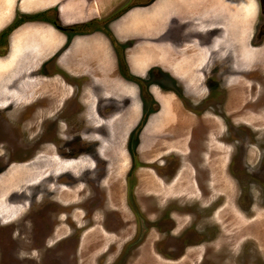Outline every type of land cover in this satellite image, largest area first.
<instances>
[{
    "label": "rangeland",
    "instance_id": "1",
    "mask_svg": "<svg viewBox=\"0 0 264 264\" xmlns=\"http://www.w3.org/2000/svg\"><path fill=\"white\" fill-rule=\"evenodd\" d=\"M11 1L13 4L18 2ZM243 5L239 8L235 0L209 2V7L223 19L220 24L216 17H209V27L213 21H217L223 31L220 37L213 40L217 43L215 46L210 43L209 61L205 66H209V109L204 105L207 97L204 86L185 87L182 79L174 77L173 73H168L169 80L154 71L148 76L155 84L147 88L149 100L145 99L146 92L141 89L138 94L136 87L131 89L119 85L106 90L107 94H113L116 110L104 121L90 99L91 96H99L103 87L98 86L99 83L89 86L88 76L67 77L55 64L50 65L57 55L53 56L54 60L49 59L44 63L50 69L47 73H36L29 68L20 71L18 62L12 64L10 67L13 69L5 71L7 73L0 71V81L8 85L5 88L0 82L1 106H5L9 99L16 105L22 104L33 95L35 86L47 87L45 83L51 82V79L26 77L49 74L55 80H60L51 84L45 99L49 107L53 106L52 113L48 110L51 114L48 119L42 122L25 121L27 114L20 110L15 115L5 117L12 129L16 130L15 134L22 130L18 134L20 138L25 135L23 138L28 144L31 145L36 139L50 142L36 158V154L28 156L29 153H23L19 155L21 159L10 162L0 170V264H78L77 261L81 264H264V210L258 211L255 199L252 207L256 217L250 221L244 218L235 204L241 197L234 191L225 171L231 151H247L248 159L253 163L259 158L256 149L264 148V19L261 16L256 18L255 0H245ZM228 8L230 11H227ZM6 10L9 12L10 8ZM16 12L13 17L9 13L11 22L8 27L13 22L15 24L19 16L36 14ZM40 17L36 21H41ZM23 25L9 34L6 46L3 38L0 62L12 59L15 48H11V39L15 43L13 37L20 36ZM22 49L17 51L16 56L22 52V60L29 59L26 56L28 50ZM35 49L29 51L34 53ZM42 58L39 56L34 60L40 61ZM199 75L203 77V74ZM62 77H66L64 79L69 83H64ZM204 79L201 85L207 80L206 77ZM9 81L16 83L9 84ZM137 82L142 86V82ZM176 91L177 94H174ZM71 92L74 94L69 97ZM166 92H171L176 100V114L172 119L168 114L174 109L166 99ZM221 94L225 100L220 99ZM138 95L144 102H139ZM123 97L129 101L123 100ZM85 101L88 105L84 104ZM124 101L127 103L123 106ZM100 102L105 103L106 99L100 97ZM83 106L90 109L84 118L77 115L78 109ZM205 108L199 115L198 112ZM222 108L226 114L224 125L212 115L217 113L222 116V113H218ZM145 109L149 111L148 114H145ZM206 111H209V115L204 114ZM32 123L35 125L30 127ZM40 123L45 129L44 133L37 132V137H33L35 129L41 128ZM132 125H135L134 128L137 126L139 132L133 133V143L128 145L125 152L128 129ZM211 135L216 137V142ZM170 137L175 138L167 140ZM249 140L256 144L247 148L241 146ZM187 141V148H200L206 152L203 166H215L213 169L222 181L220 191L224 192V196L222 206L209 219V238L206 230L195 235V238H184L183 243H187L185 250L173 256L168 248L155 246L157 236L153 229L143 242V228L139 220L142 211L151 213L154 204L161 205L165 201L174 203V206H184L185 209L207 203L201 198L199 188L193 186L191 178L185 181L192 173L191 169H187L189 166L176 178L167 180L162 175L174 168L179 155L182 158L180 152L188 150L185 146ZM168 150L179 153L170 167L171 153ZM98 151L102 154L99 155ZM82 154L87 155L88 159ZM215 155L218 157L214 158ZM102 156L109 160L111 167ZM147 157L151 159L146 166L149 169L141 162ZM157 157L159 164L163 161L165 164L157 165V161L154 162ZM191 159L198 165L195 154ZM153 169L164 182H170L161 184L151 178ZM245 169L239 164L235 169L239 173V181L255 183L254 176L246 172L250 170ZM95 170H100L99 174L94 175L97 173ZM103 172L104 181H100ZM181 181L183 184L189 182L190 186L179 190ZM255 181L257 184L250 187L251 195L259 187V179ZM104 184L108 190V205ZM261 184L264 186L263 182ZM180 192L187 193V197L178 199ZM26 214L29 215L25 217ZM177 225V228L181 227V232L190 228L185 216L177 218Z\"/></svg>",
    "mask_w": 264,
    "mask_h": 264
},
{
    "label": "crops",
    "instance_id": "2",
    "mask_svg": "<svg viewBox=\"0 0 264 264\" xmlns=\"http://www.w3.org/2000/svg\"><path fill=\"white\" fill-rule=\"evenodd\" d=\"M213 1L18 0L17 4H13L11 0H0V30L11 22L9 13L13 17L16 11L21 14L55 12L58 21L68 26L91 20H105L121 9L119 15L109 20L105 28L116 45L102 28L74 36L66 47L67 36L53 25L30 21L22 24L19 37L14 35L15 43L11 39V48L18 46L28 50L26 56L29 59L22 60V52L15 58L19 65L31 68L49 59L54 60L53 56L57 55V59L50 65L55 64L58 70L72 79L88 76L91 83H99L97 85L103 87L101 94L106 96L105 99H111L113 95L105 91L119 85L131 89L136 87L138 93V86L125 78V73L145 79L155 69L173 73L174 77L182 79L185 87L199 88L204 82L199 74L206 72L209 55V40L204 36L208 35L209 28L223 32L222 28L217 29L223 21L222 17L209 7V2ZM7 7L10 8L9 12ZM227 11H230L229 8ZM211 16L221 23L213 21V25L209 27ZM34 48L35 52L31 53L29 50ZM37 52L43 55L40 61L30 58ZM47 70H50L48 65ZM50 78L52 84L60 81ZM64 78L62 80L66 81ZM166 93V99L174 109L169 114L166 113L172 119L176 114V100L171 92ZM180 139L183 141V137Z\"/></svg>",
    "mask_w": 264,
    "mask_h": 264
},
{
    "label": "flooded vegetation",
    "instance_id": "3",
    "mask_svg": "<svg viewBox=\"0 0 264 264\" xmlns=\"http://www.w3.org/2000/svg\"><path fill=\"white\" fill-rule=\"evenodd\" d=\"M243 2H245V0H237V4H238L239 8L242 6L244 7ZM251 2H252V0H251ZM255 4H256V11H257L256 18L258 19V17L261 16L264 19V0H255ZM251 6H253V5L251 4ZM120 10L116 11V13H114V14H111L109 16V18L107 17L105 20H91V21H88L85 23H78V24H73V25H68V26H64L58 21L57 14L55 12H52V13L49 11L43 12V13H45V16H41L40 19H41V22L50 23L51 25H53L55 27V29L59 30L60 32H62L63 34H65L67 36V42L65 43V46L68 45L70 40L78 34L89 33V32H93L97 29H102V28L106 31V34L109 36L112 43L116 45L115 40L112 38L109 31H107L105 28H106L109 20L111 21V19L113 20L119 15V13L121 12ZM3 17L1 19H3ZM20 17L21 16H19V18ZM37 19H38V17L36 19L30 20V21H36ZM15 20L17 21L18 19H15ZM30 21H24V22H30ZM13 24H14V22L9 26L10 29L6 34L2 35V32L5 31L6 29H8V26H6V28H4V30L0 33V45L2 44L3 38H4V43H5L6 40H8L9 34L14 29H16L18 26L22 25L23 22L19 23V25H17V26H13ZM219 28H221V27L217 26V29H219ZM211 29L212 28H209L208 35L204 36V37L209 40V45H210V43H212V45L215 46V44H217V43L213 42V40L216 39L217 37H220L222 35V33L220 31H212ZM258 31L261 34V30L258 29ZM209 35H210V39H209ZM257 43L260 44L261 42H259V40H258ZM6 45H7V42H6L5 46ZM19 49L20 48H18V47H16L14 49L15 50V52L13 53L14 55H12V57H11L12 59L9 62H7V61H1L0 62V71L5 72V71H9V70L13 69L10 66L12 65V63L17 62L15 56H16V53ZM0 54H1V52H0ZM61 54H62V52H61ZM61 54L59 53V56ZM39 56H43V55L40 53H37L32 59L38 58ZM10 62H11V64H8ZM45 62L46 61L42 62L38 66H34V67L29 68V69L34 70L36 73H42V71L47 73L48 72L47 64H44ZM21 67H18L19 68L18 70L27 71L26 67H23V66H21ZM154 71L159 73L160 75H164L167 79L170 80V76H168V73L163 72L161 70H157V69L151 71L150 73H153ZM5 73H7V72H5ZM205 73L208 75H206ZM205 73H202L203 74L202 79H204L205 77L207 78V80L205 82L206 84L204 83V85H203L204 88H206L205 93L207 94L206 100L204 99L205 100L204 105L207 106L209 104V99H208L209 98V83H208L209 66L206 67ZM204 74L206 76H204ZM124 76L128 80L134 82L136 85L138 83L137 81H139V83L142 82V86L137 85L138 86L137 87L138 93H140V90L142 89L144 92H146L145 99L147 98L149 100L148 94H147V88L152 86V85H155V84H152V81H150L148 79V77L145 79H140L137 77H133V76L129 75L128 73H125ZM24 77H26V76H24ZM26 78H29V79H37V78L51 79L49 74H47L46 76L40 75V74L39 75L35 74L33 76L26 77ZM174 81H175V79H174ZM0 82L2 85H4L5 88H7L8 85L3 84L5 81H0ZM63 82L69 83L68 81H63ZM175 82H177V81H175ZM8 83L12 84V83H16V82L9 81ZM38 84H41V83H38ZM51 84H52L51 82H47V83H45V85H47V87L35 86L34 90H33V95L31 97H29L28 99H26L22 104L16 105L14 102H11V99H9L7 101V103L5 104V106L0 105V170H3L4 169L3 167H7V165L10 164V162L15 161V160L17 161V159H21V157L19 156L20 154L22 155L23 153H29L28 156L36 154V156H35V158H36L37 156L42 154L44 152L43 150L47 148V145H49L48 142H50V141L47 140V142H45L42 139L41 140L40 139L39 140L38 139L33 140L31 142L32 143L31 145L28 144L27 141L25 140V138H23V137H25V135H22V138H20V136L18 134L19 132L22 133V130L19 129L18 130L19 132L15 134L16 130L12 129L11 124L8 122V120L5 117H10V115H12V114L15 115V112L20 110V111H23L24 113L27 114L25 121H30V122L40 121V122H42L45 119H48L49 116L51 115V114H49L48 110H50V112H51L53 109V106H50L51 107L50 108L49 105H47L45 103V99H46V96H48V94H49ZM88 85L94 86V84L91 82H88ZM143 86H145V87H143ZM177 86H178V84H177ZM141 87H143V88H141ZM38 88H41V89H38ZM173 93L177 94V91H176V93L175 92H173ZM73 94L74 93L71 92V93H69L68 96L71 97V95H73ZM1 95H3V94H1ZM100 97L106 98L105 95L100 94L99 96H97V95L91 96L90 99L92 98V100L94 101L95 111L97 110L96 111L97 114L104 121H107L108 118L112 114H114V112L116 110V107L114 105V99L115 98H114V96H111V99H106L105 103H101ZM138 97H139V95H138ZM219 97H221L220 99L225 100L223 94H221ZM177 98H179V97H177ZM204 98H205V96H204ZM122 99L125 101H129L126 97L122 98ZM141 101L144 102V99L139 98L140 103H141ZM86 103L88 105V102L85 101L84 104L86 105ZM126 103L127 102L123 103V106L126 105ZM191 103L194 104V102H191ZM202 103H204V102H202ZM146 104H147V101H146ZM181 104L184 106L183 99H181ZM196 104H198V103H196ZM204 105H202V106H204ZM72 106H74V105H72ZM88 107L89 106H87V107L83 106V107H81V109H78L79 111L77 112V115H80V116L82 115L81 117L84 118V115H86L87 111L90 110ZM207 108L209 109V106H207ZM13 109H15V110L13 111ZM226 109H227V113H228L229 110H228L227 106H226ZM204 110H206V108L203 110H200L198 112V114L201 115ZM214 111L216 112L217 110L214 109ZM148 112L149 111H147L145 109V114H148ZM218 113H222V116H221V114H217V113H213L212 115H214L217 119L221 120L222 124L224 125L225 124L224 121L226 119V114L224 113L223 108ZM204 114L209 115V111H206ZM145 118H146V116H145ZM57 119H59V117ZM144 121H145V119H144ZM137 122H139V119L137 120ZM214 122H216V121H214ZM40 124H41V128L35 129V132L32 134L33 137L34 136L37 137L36 136L37 132H40V133L43 132L44 133L45 129L42 128V123H40ZM33 125H35V123L30 124V127H32ZM38 126H40V125H38ZM134 126L135 125H132L131 129H128L129 135L127 136L126 144L124 147L125 152H127L128 145L131 146V144L133 143L132 142L133 133L135 131H138V129H137L138 123H137L136 128H134ZM104 129H106V128H104ZM86 130L82 129V131H86ZM217 130L218 129H216L215 133L217 132ZM211 131L214 134V128H212ZM223 132H224V130L221 133H223ZM211 136H212L213 140L215 141L216 137L213 135H211ZM173 138H175V137H170L167 140L173 139ZM218 138L219 137L217 136V139ZM188 140H190V138ZM252 142L255 143L253 140H252ZM253 143H250V140H249L247 143H245L244 145L242 144L241 146H245L247 148L248 146H253L252 145ZM136 144H137V142H136ZM185 146H186V148L189 147L188 141L186 142ZM187 149H188L187 151L185 150L187 152V156H186L188 158L187 161L185 160L186 159L185 151L180 152V153H182L181 154L182 158L179 155L178 160L175 161V157L179 153L177 154V152L168 150V153H171V154H169L171 160H170V163L168 165L170 167L173 164V162L175 161V166L171 171H168V172L166 171L167 173L164 172V173H162V175L167 177V180H169L171 178H176L177 175H179L186 168V166H189V168L187 167V169H191L192 173H191V175H189L188 177L185 178V181H187L191 178V180L193 182V186L195 188H199L200 193H201L200 194L201 198L207 200V203L203 204L201 206L197 205L196 207L185 209L184 206H181V205L174 206L173 205L174 203H169V202L165 201L161 205L154 204L155 208L153 209V211H151V213L142 211V215H141V218L139 220L141 227L143 228V242L147 238L149 232L153 229L156 233V236H157L155 246L168 248L170 250V255H173V256H177V254L180 255L185 250V245L187 243H183L184 238H195V235L197 236L198 233H201V231H204V230H206V235L209 238V219L213 218L215 216V212L217 211V209L220 206H222V200H223L222 197L224 196V192L220 191L222 188V186H221L222 181L218 179L219 174L217 172H215L213 169V167H215V166H210L211 168L210 167L204 168V166H203V162L205 159L206 152L200 148L199 149L187 148ZM147 150L148 149H146L145 151H147ZM256 150H257L256 153H257V155H259V158H258V160H255L253 163L251 161H249V159H248L249 156H248L247 151H245V150H237V152L231 151L230 154L228 155V159H227L228 162L225 166V171L227 172V176L229 177V179L232 182V186H233L234 191H237L239 197H241L239 199L238 203H235V204H237L236 206H237L238 210L244 214L243 217L247 218L249 221L252 218L256 217L255 214L253 215V213H254L253 209L254 208L252 207L255 199L257 201L258 211L264 210V186H262V184H261V182H263V184H264V166L261 167V164L264 161V148H259V149L257 148ZM54 152H56V151L54 150ZM235 153H237V154H235ZM17 154H18V156H17ZM101 154H102V152H99V155H101ZM194 154H195L196 158L198 159V165H195L191 161L192 160L191 158H193ZM82 155L87 157V159H88L87 155H84V154H82ZM216 156L217 155H215L214 158L218 157V156L217 157ZM102 157L107 162L108 167H111L112 165L109 162V160L105 156H102ZM158 159H159V157L155 158V160H154V162L157 161L156 162L157 165L165 164L164 161L161 162V164H159ZM141 162L143 164H145V167H146L151 162V159L149 157H147L144 159V161H141ZM238 164L240 165V167H242V165L244 167H246L245 170H248V169L250 170V171H246V172L250 173L249 175L254 176L253 179H254L255 183H253L251 181H247L246 182L247 185H246V183L239 181V178H238L239 173H237V171L235 170L236 168H238ZM146 168L149 169V167H146ZM95 171H97V173H95L94 175L99 174V172H100V170H95ZM153 174H155V175H153ZM153 174H151V178L153 177L154 180L159 181V183L161 182V184H167L170 182V181L164 182L163 179L157 175L155 169H153ZM216 174H217V177L215 178ZM104 175L105 174L103 172V174L101 175L100 181L102 180V177ZM154 176H156V178ZM255 179H257V180L259 179V185H258L259 187H256L255 193H253V195H251L250 191H252L251 190L252 188H250V187L257 184ZM102 181H104V179ZM98 183H99V181H98ZM188 186H190L189 182H185L183 184V182L181 181V182H179L178 188H179V190H181L180 188H184V187H188ZM244 186L247 189H245ZM103 188L105 190V194L107 192L106 201H107V205H108V198H107L108 190L105 189L106 188L105 184L103 185ZM253 191H254V189H253ZM177 196H178V199L183 200L187 197V193H181L180 192ZM256 196H258V198ZM103 197H104V193H103ZM171 201L173 202L174 200H171ZM242 203H243V205H242ZM125 208L128 211L126 203H125ZM112 209H114V208H112ZM116 209L119 210V208H116ZM28 215L29 214H26L25 217ZM181 216H185L188 219V225L190 226V228L192 227L193 230L189 228V230L185 229V230H183V232H181L180 231L181 227L177 228V226H178L177 225V218L181 219ZM131 218L134 219L132 212H131ZM92 221L93 220H91V222ZM261 230H262V227H261ZM68 233H69V235H71V232H68ZM252 236L256 237L257 235H252ZM160 241H161V243H160ZM208 243H209V241H208ZM77 263L81 264V262H79V261H77Z\"/></svg>",
    "mask_w": 264,
    "mask_h": 264
},
{
    "label": "trees",
    "instance_id": "4",
    "mask_svg": "<svg viewBox=\"0 0 264 264\" xmlns=\"http://www.w3.org/2000/svg\"><path fill=\"white\" fill-rule=\"evenodd\" d=\"M45 16V13H37V14H34V15H23L21 16L20 18L18 17L17 21H15V24H13V26H17L19 25V23L21 22H24V21H30V20H33V19H36L38 16ZM10 27H8V29H6L5 31L2 32V35L3 34H6L8 31H9Z\"/></svg>",
    "mask_w": 264,
    "mask_h": 264
},
{
    "label": "bare ground",
    "instance_id": "5",
    "mask_svg": "<svg viewBox=\"0 0 264 264\" xmlns=\"http://www.w3.org/2000/svg\"><path fill=\"white\" fill-rule=\"evenodd\" d=\"M56 1V0H55ZM92 2V1H91ZM59 3V2H58ZM79 3H80V1H79ZM82 4V3H81ZM84 4V3H83ZM102 9V8H101ZM92 10H94V9H92ZM98 10V9H97ZM103 10V9H102ZM101 10V11H102ZM61 12H62V10H61ZM98 13V12H97ZM63 15V14H62ZM100 15V14H99ZM69 16V15H68ZM63 17H65V16H63ZM85 17V16H84ZM70 20V19H69ZM22 68V67H21ZM19 69V68H18ZM238 213V212H237Z\"/></svg>",
    "mask_w": 264,
    "mask_h": 264
}]
</instances>
